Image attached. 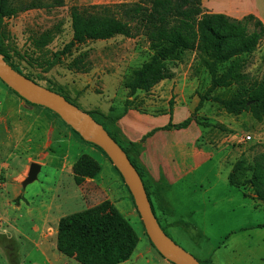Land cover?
Segmentation results:
<instances>
[{
	"label": "rangeland",
	"instance_id": "374dc122",
	"mask_svg": "<svg viewBox=\"0 0 264 264\" xmlns=\"http://www.w3.org/2000/svg\"><path fill=\"white\" fill-rule=\"evenodd\" d=\"M32 1L40 5L14 15H1L3 6ZM125 4L149 7L150 1L0 0V48L16 60L33 82L64 94L81 110L93 113L101 121L100 113L116 118L130 108L157 112L172 110L177 95L170 89L159 92L155 85L149 91L132 93L129 88L132 71L155 53L144 30L138 29L132 37L116 35L105 40H88L60 54L73 38V6L109 5L119 16L117 6ZM236 4V0H201L206 12H222L240 19L246 14L237 13ZM260 10L264 13V6ZM249 29L252 31L253 26ZM236 43L238 41H230L226 47ZM213 44L212 34L205 32L193 47L163 60L156 67L189 80L192 89H187L182 99L196 106L200 94L211 84L207 61ZM244 57L248 79L218 87L212 95L222 99L246 96L264 80V39L256 50ZM226 65H221V72ZM170 99L174 100L172 107ZM193 114L195 120L204 123L199 145L211 150L213 155L199 168L196 191L181 194L173 202H177L174 203L177 216L193 210L194 217L186 215L187 219L168 222L166 215L171 214L170 208L163 203L160 205L153 196L156 215L174 240L200 263L208 259L214 264H264V228L258 227L264 223V201L255 196L249 182L254 176L256 162H264V116L257 118L248 108L230 112L212 99L206 100ZM165 117L160 115V121ZM176 119L185 120L184 112ZM169 124L159 129H166ZM108 127L115 130L114 123ZM101 153L109 158L55 110L22 99L0 78V264H50L43 251L49 257L56 252L51 259L57 264H80L54 248H57V237L54 241L47 237L52 236V223L59 217L98 204L95 190L98 185L93 179L97 168L91 159L99 158ZM242 156L247 160L245 177L249 181L237 187L230 184L228 175ZM32 162L40 163L42 170L38 179L24 188L23 181ZM112 169L120 185V188L114 185L112 194L119 198L117 209L129 220L138 238L136 248L141 251L149 247L156 249L123 175ZM103 176L102 182L109 184L111 174ZM161 180L169 186L165 177ZM209 186L212 189L209 190ZM162 207L168 212H163ZM42 216L48 226L47 235L43 240H36L38 235L33 226L40 223ZM10 225L21 231L20 237L12 241L17 247L15 253L11 251L12 245L3 241L6 237L3 231ZM28 236L35 237V242Z\"/></svg>",
	"mask_w": 264,
	"mask_h": 264
},
{
	"label": "trees",
	"instance_id": "16d2710c",
	"mask_svg": "<svg viewBox=\"0 0 264 264\" xmlns=\"http://www.w3.org/2000/svg\"><path fill=\"white\" fill-rule=\"evenodd\" d=\"M149 1V7L139 4L117 6L119 16L109 5L73 6L71 9L73 38L60 50V54H66L75 45L88 40H105L116 35L132 37L138 29H142L151 39L155 53L149 60L132 71L129 88L132 93L137 90L149 91L162 80L174 77L171 71L156 68L157 65L193 47L197 41H200V38L202 39L205 32H208L214 38L210 59L207 61L211 84L204 94H200L195 111H198L206 100L212 99L220 102L230 112L248 108L257 118H262L264 116V80L250 89L246 96L222 99L212 93L218 87L231 86L248 79L247 73L244 72L246 62L244 55L256 50L264 39L263 20L253 13L246 14L240 19L222 12L209 13L202 7L201 0ZM39 5L38 1H32L24 5L1 6V15H14ZM250 25L253 26L252 31L249 29ZM230 41H238V43L226 47ZM0 52L16 70L30 77L9 53L1 48ZM223 64L227 65L225 71L221 72L220 68ZM15 93L24 99L18 92L15 91ZM173 104L174 100L170 99L169 105L172 107ZM90 114L104 125L136 166L156 214L152 198L154 196L160 205L161 203L165 205L163 191L168 183L165 180H155L141 160L140 154L144 150V141L133 142L127 138L117 126L119 116L112 118L100 113L101 121L93 113L90 112ZM193 120H195L194 114L177 124L170 123L167 127L185 128ZM195 121L204 125L199 119ZM113 123L115 130L108 127ZM246 163L244 156L235 162L228 175L230 184L240 187L249 181L245 177ZM114 168L120 173L115 165ZM253 170L254 176L249 182L254 187L255 196L264 201V162L257 161ZM161 209L165 213L168 212L165 207ZM158 220L166 233L171 236L161 220L159 218ZM258 227L264 228V223L259 224ZM137 244L138 238L129 220L110 200H104L90 208L64 215L59 220L58 249H56L62 255L72 257L80 264H119L131 257ZM151 244L155 247L152 241ZM201 263L214 264L208 259Z\"/></svg>",
	"mask_w": 264,
	"mask_h": 264
},
{
	"label": "crops",
	"instance_id": "0c3cea01",
	"mask_svg": "<svg viewBox=\"0 0 264 264\" xmlns=\"http://www.w3.org/2000/svg\"><path fill=\"white\" fill-rule=\"evenodd\" d=\"M236 12L249 14L253 13L264 22V13L260 10V7L264 6V0H236ZM238 15V14H237ZM187 83V84H186ZM192 83L185 77L174 76L162 80L155 86V89L159 92H165L170 89L171 93L177 95V101L172 110H165L164 112H157L154 109L139 110L130 108L117 118V126L122 132L133 142L144 141V150L140 154V158L143 163L149 169L151 175L155 180H161L165 177L169 186L164 189L163 195L166 201V205L170 208L171 214L166 215L168 222H174L177 220L187 219L188 217H194L195 212L188 210L186 215L177 216L175 214L174 199H178L181 194L188 193L190 190L196 191L198 187L197 178L199 168L204 163L208 162L212 158V152L209 149L201 148L199 145L201 134L204 132L201 125L195 120L186 128L177 129L170 127L166 129H159L169 123H179L181 120L176 119L179 114L184 112L185 117H190L195 111V104L184 101L182 97L187 89H192ZM154 91V90H153ZM166 115L163 121H160V115ZM168 115V116H167ZM170 118V119H169ZM169 121V122H168ZM154 131L152 134L149 135ZM99 158L92 157V162L96 165L97 171L93 179L97 182L98 188L95 189L98 192L99 202L104 200L112 201L116 207H118L119 198H115L112 194L113 188H120L119 179L112 175V168H114L113 162L106 157L104 153L98 154ZM111 174V182L109 184L102 182L104 179L103 174ZM212 189L209 186V190ZM122 198V197H121ZM119 208V207H118ZM46 213L44 214V219ZM61 217H59L55 223H52L53 233L51 237L47 239L55 240L58 234V224ZM40 223H35L33 229L37 233L36 240H43L46 234V228L48 227L45 220ZM18 220V218H17ZM16 220V221H17ZM13 228L15 230H13ZM3 237L5 243L9 242V245L13 244V238L20 237L21 231L15 226L10 225L4 229ZM35 242V237H27ZM11 246V251L16 252L17 247ZM13 247L15 249H13ZM56 249V246H54ZM55 249H49L54 252ZM58 249V248H57ZM56 249V250H57ZM60 252V251H59ZM56 252H54L55 254ZM47 261L52 264H57L54 260L53 253L51 257L43 251ZM62 254V253H61ZM119 264H174L162 256L157 249H149L141 251L135 248L131 257Z\"/></svg>",
	"mask_w": 264,
	"mask_h": 264
},
{
	"label": "water",
	"instance_id": "95a60500",
	"mask_svg": "<svg viewBox=\"0 0 264 264\" xmlns=\"http://www.w3.org/2000/svg\"><path fill=\"white\" fill-rule=\"evenodd\" d=\"M0 78L25 100L55 110L85 140L98 145L107 153L113 164L123 175L134 196L150 240L165 258L175 264H201L194 255L182 248L162 228L157 215L153 211L139 171L122 146L102 124L89 112L81 110L61 93L42 88L26 75L16 70L5 60L2 53H0ZM41 170L42 165L40 163L32 162L28 175L23 181V187L26 188L29 184L36 181Z\"/></svg>",
	"mask_w": 264,
	"mask_h": 264
},
{
	"label": "built area",
	"instance_id": "2783aa9c",
	"mask_svg": "<svg viewBox=\"0 0 264 264\" xmlns=\"http://www.w3.org/2000/svg\"><path fill=\"white\" fill-rule=\"evenodd\" d=\"M250 138V136H248Z\"/></svg>",
	"mask_w": 264,
	"mask_h": 264
}]
</instances>
